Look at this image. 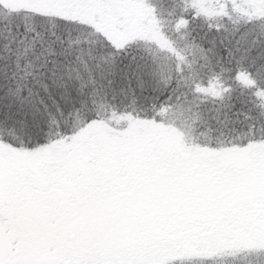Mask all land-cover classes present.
<instances>
[{"label": "snow or ice", "instance_id": "obj_1", "mask_svg": "<svg viewBox=\"0 0 264 264\" xmlns=\"http://www.w3.org/2000/svg\"><path fill=\"white\" fill-rule=\"evenodd\" d=\"M0 264H264V0H0Z\"/></svg>", "mask_w": 264, "mask_h": 264}]
</instances>
